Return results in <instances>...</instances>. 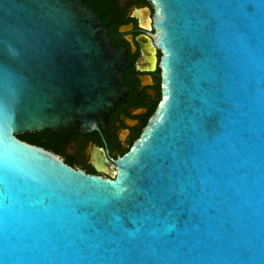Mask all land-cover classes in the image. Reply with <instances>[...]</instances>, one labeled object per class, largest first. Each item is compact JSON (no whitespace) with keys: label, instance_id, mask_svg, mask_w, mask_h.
Listing matches in <instances>:
<instances>
[{"label":"water","instance_id":"water-1","mask_svg":"<svg viewBox=\"0 0 264 264\" xmlns=\"http://www.w3.org/2000/svg\"><path fill=\"white\" fill-rule=\"evenodd\" d=\"M142 1L162 98L104 178L16 135L104 129L126 49L80 0H0V264H264V0Z\"/></svg>","mask_w":264,"mask_h":264},{"label":"flooded vegetation","instance_id":"flooded-vegetation-1","mask_svg":"<svg viewBox=\"0 0 264 264\" xmlns=\"http://www.w3.org/2000/svg\"><path fill=\"white\" fill-rule=\"evenodd\" d=\"M117 8L111 21L104 24L112 46L126 49L127 66L122 73L128 88L125 100L109 115L104 129L86 135L72 133L61 144L63 154L58 155L68 166L104 178L116 174L115 160L139 137L163 92L161 51L153 44L155 29L151 23L147 28L141 26L144 9L152 15L151 4L142 0H117ZM124 26L129 27L122 30ZM94 146L100 149L101 168L107 173L95 169L91 158Z\"/></svg>","mask_w":264,"mask_h":264},{"label":"trees","instance_id":"trees-1","mask_svg":"<svg viewBox=\"0 0 264 264\" xmlns=\"http://www.w3.org/2000/svg\"><path fill=\"white\" fill-rule=\"evenodd\" d=\"M88 8H90L103 23L111 21L117 13V0H80ZM72 133L65 131H50L44 133H21L16 138L30 145L41 147L46 150L53 151L56 155L63 154L61 144ZM131 145H128L127 149ZM68 160L70 159L67 157Z\"/></svg>","mask_w":264,"mask_h":264},{"label":"rangeland","instance_id":"rangeland-1","mask_svg":"<svg viewBox=\"0 0 264 264\" xmlns=\"http://www.w3.org/2000/svg\"><path fill=\"white\" fill-rule=\"evenodd\" d=\"M126 148H127V147H126ZM126 148H125V149H126Z\"/></svg>","mask_w":264,"mask_h":264}]
</instances>
